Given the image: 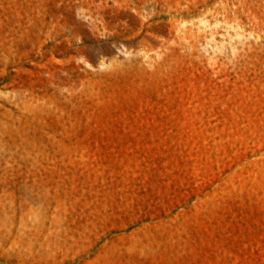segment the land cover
Listing matches in <instances>:
<instances>
[{"label": "rangeland", "instance_id": "1", "mask_svg": "<svg viewBox=\"0 0 264 264\" xmlns=\"http://www.w3.org/2000/svg\"><path fill=\"white\" fill-rule=\"evenodd\" d=\"M0 264H264V0H0Z\"/></svg>", "mask_w": 264, "mask_h": 264}]
</instances>
